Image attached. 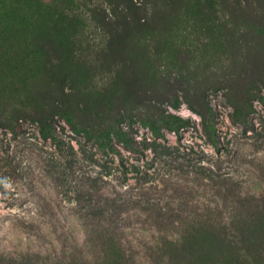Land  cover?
Listing matches in <instances>:
<instances>
[{
	"label": "rangeland",
	"instance_id": "374dc122",
	"mask_svg": "<svg viewBox=\"0 0 264 264\" xmlns=\"http://www.w3.org/2000/svg\"><path fill=\"white\" fill-rule=\"evenodd\" d=\"M152 1L145 6L153 28L122 37V70L112 61L103 64L110 35L88 13L82 15V30L71 37L73 62L90 65L94 85L107 87L117 71L129 84L133 95L129 89L132 97L123 102L127 113L113 109L123 115L122 128L147 144L141 155L119 142L126 164L139 165L140 173L128 172L122 184L120 166L93 192L94 201L123 195L116 197L120 206L112 213L122 264H203L199 255L206 250L194 245L193 237L187 246L189 231L202 224L236 230L235 254L264 264V237L252 230L261 214L264 220V0ZM25 17L19 13L17 20ZM13 38L17 49L24 45L20 37ZM23 64L17 62V71ZM2 76L0 86H5L8 71ZM153 103L188 123L172 130L158 121L161 134L156 135L150 125L130 120L138 104ZM148 115L159 118L156 111ZM59 124L64 127L60 135L79 156L83 138L73 137L64 120ZM159 143L187 155L153 161ZM54 151L34 124L23 123L18 134L0 126V257L8 264H105L103 239H95V245L87 240V224L75 202L68 201L85 172L99 167L84 161L86 168L58 177L43 159ZM94 158L111 159L113 167L121 159L98 152ZM139 176L148 181H137ZM119 185L127 192L121 193ZM251 221L256 222L252 231ZM255 234L247 242L245 236Z\"/></svg>",
	"mask_w": 264,
	"mask_h": 264
},
{
	"label": "trees",
	"instance_id": "16d2710c",
	"mask_svg": "<svg viewBox=\"0 0 264 264\" xmlns=\"http://www.w3.org/2000/svg\"><path fill=\"white\" fill-rule=\"evenodd\" d=\"M164 1L176 4L182 1L211 3L215 0ZM148 2L149 0H82L81 3L78 0H0V16L3 18L0 21V78L3 77L4 70L8 71L9 77L8 83L0 86V126L9 129L13 134H18L23 130V123L34 124L40 137L49 140L55 148L54 152L43 159L58 177L64 178L67 172L72 174L81 170L82 167L86 168L84 161L99 167L96 171L85 172L83 179L79 180L81 186H76L73 197H70L68 201L75 202L80 218L85 220V225L87 224V240L95 245V239L96 241L99 238L103 239L100 244V253L107 258L105 264H120L124 256L114 239L115 224L114 214L112 215L119 210L120 206L115 203V200L120 201L123 195H113L115 196L113 199L98 204L94 201L93 192L107 184L106 177L113 176L120 170V166L122 175L119 181L122 184L128 172L140 173L139 165L131 162L129 165L126 164L127 160L117 147L119 142L127 151L141 155L145 154L147 144L144 139L138 140L122 128L123 115L118 117L113 109L114 107L122 108L125 112L124 103L132 97L129 94V84L117 71L107 87L94 85L90 65L73 62L75 56L71 48V37L82 30V15L88 13L89 19L96 22L99 29L110 35L103 48V64L112 61L114 65L121 64L117 67L118 70H122V57H118L119 50L123 47L122 37L144 28H153L148 26L149 20L154 21L146 10L145 4ZM155 2L156 0H153L151 4ZM75 3L76 6L80 4L77 6L79 9L74 7ZM19 13L26 17L17 20ZM14 36L20 37L24 44L18 45L21 56L18 55ZM28 39L33 42L29 44ZM105 56L107 62L104 60ZM18 61H23L24 64L22 69L17 71ZM130 93L133 95L131 89ZM138 105L133 106L136 112L129 116L130 120L133 121L135 118L140 125H150L156 135L161 134L158 121L172 127V130H178L179 127L188 123V120L161 112V107L157 103ZM203 106L204 102H202ZM149 109L151 113H147ZM155 111L159 113V118L148 115L155 114ZM168 115L169 118H167ZM61 120L68 123L73 137L83 138V141L74 138L80 142L79 156L72 144L65 143L60 135V130H64V127L59 124ZM131 123L133 122L128 124L130 130H132ZM114 141L116 142L113 143ZM216 145H220L219 142ZM97 152L102 157L113 153L119 155L121 159L118 165L113 167L114 165L109 164L111 159L108 162L107 160L98 162L94 158ZM154 154L153 161L160 160L161 156L166 155L176 159H184L187 155L184 151L173 150L161 143H159V150ZM136 180H143L144 184L148 181L141 176ZM150 180H153V177H150ZM122 187L124 186L119 185V189L123 190ZM114 188L117 190V187ZM126 192L123 190L121 193ZM117 196L120 199H117ZM146 204L148 203L145 202L144 209L149 210ZM165 215L172 217L170 214ZM197 216L201 215L197 214ZM262 216L261 214L256 218L258 227L255 221H251L248 230L259 232L264 237ZM252 226H256L255 229L251 230ZM232 231L236 230L202 224L194 228L192 232L189 231L187 243L193 237L196 239L194 245L206 250V253L199 255L198 261H203V264L256 263L257 257L241 259L239 253L235 254L237 239ZM254 237L256 234L246 235L245 239L251 242ZM200 241L205 244H199ZM188 244L189 250L191 244ZM2 263L5 262L0 257V264Z\"/></svg>",
	"mask_w": 264,
	"mask_h": 264
}]
</instances>
